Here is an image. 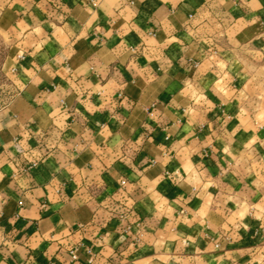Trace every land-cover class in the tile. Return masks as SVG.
Masks as SVG:
<instances>
[{"label": "crops", "instance_id": "1", "mask_svg": "<svg viewBox=\"0 0 264 264\" xmlns=\"http://www.w3.org/2000/svg\"><path fill=\"white\" fill-rule=\"evenodd\" d=\"M0 44V264H264V0H0Z\"/></svg>", "mask_w": 264, "mask_h": 264}, {"label": "rangeland", "instance_id": "2", "mask_svg": "<svg viewBox=\"0 0 264 264\" xmlns=\"http://www.w3.org/2000/svg\"><path fill=\"white\" fill-rule=\"evenodd\" d=\"M8 49L9 48L6 46V44H0V106L3 105L9 95L7 94L8 91L6 88L9 85L10 81L3 72Z\"/></svg>", "mask_w": 264, "mask_h": 264}, {"label": "built area", "instance_id": "3", "mask_svg": "<svg viewBox=\"0 0 264 264\" xmlns=\"http://www.w3.org/2000/svg\"><path fill=\"white\" fill-rule=\"evenodd\" d=\"M82 244H77L73 249L70 250V263L73 264L79 260V250L81 248ZM92 262V260H90Z\"/></svg>", "mask_w": 264, "mask_h": 264}]
</instances>
